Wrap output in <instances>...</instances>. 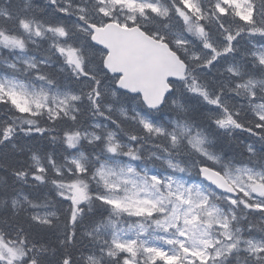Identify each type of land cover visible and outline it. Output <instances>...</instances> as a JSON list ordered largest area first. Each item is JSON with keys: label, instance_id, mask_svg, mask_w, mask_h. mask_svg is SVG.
Returning <instances> with one entry per match:
<instances>
[{"label": "snow or ice", "instance_id": "1", "mask_svg": "<svg viewBox=\"0 0 264 264\" xmlns=\"http://www.w3.org/2000/svg\"><path fill=\"white\" fill-rule=\"evenodd\" d=\"M0 264H264V0H0Z\"/></svg>", "mask_w": 264, "mask_h": 264}, {"label": "trees", "instance_id": "2", "mask_svg": "<svg viewBox=\"0 0 264 264\" xmlns=\"http://www.w3.org/2000/svg\"><path fill=\"white\" fill-rule=\"evenodd\" d=\"M241 136H246V134H241Z\"/></svg>", "mask_w": 264, "mask_h": 264}]
</instances>
